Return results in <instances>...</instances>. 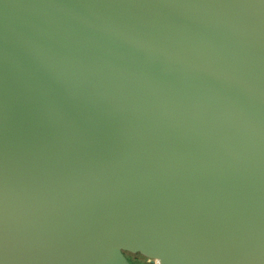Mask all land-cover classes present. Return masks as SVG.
I'll list each match as a JSON object with an SVG mask.
<instances>
[{
    "label": "water",
    "instance_id": "1",
    "mask_svg": "<svg viewBox=\"0 0 264 264\" xmlns=\"http://www.w3.org/2000/svg\"><path fill=\"white\" fill-rule=\"evenodd\" d=\"M264 264V0H0V264Z\"/></svg>",
    "mask_w": 264,
    "mask_h": 264
},
{
    "label": "rangeland",
    "instance_id": "2",
    "mask_svg": "<svg viewBox=\"0 0 264 264\" xmlns=\"http://www.w3.org/2000/svg\"><path fill=\"white\" fill-rule=\"evenodd\" d=\"M127 257L129 258V260H131V262L133 264H150L147 260V258L143 257L140 254H126Z\"/></svg>",
    "mask_w": 264,
    "mask_h": 264
},
{
    "label": "trees",
    "instance_id": "3",
    "mask_svg": "<svg viewBox=\"0 0 264 264\" xmlns=\"http://www.w3.org/2000/svg\"><path fill=\"white\" fill-rule=\"evenodd\" d=\"M129 259V258H128ZM131 261V260H130ZM132 263V262H131ZM133 264V263H132Z\"/></svg>",
    "mask_w": 264,
    "mask_h": 264
}]
</instances>
